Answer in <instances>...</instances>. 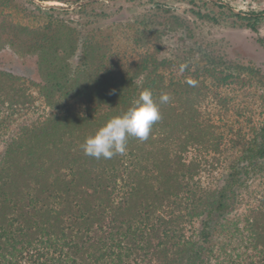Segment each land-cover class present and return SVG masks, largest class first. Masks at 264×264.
<instances>
[{
	"label": "trees",
	"instance_id": "trees-1",
	"mask_svg": "<svg viewBox=\"0 0 264 264\" xmlns=\"http://www.w3.org/2000/svg\"><path fill=\"white\" fill-rule=\"evenodd\" d=\"M38 1L77 6L0 0V53L30 70L0 62V264H264V68L233 64L199 32L258 34L264 12ZM140 3L141 15L100 25ZM145 89L170 97L149 139L86 156L85 139Z\"/></svg>",
	"mask_w": 264,
	"mask_h": 264
},
{
	"label": "rangeland",
	"instance_id": "rangeland-1",
	"mask_svg": "<svg viewBox=\"0 0 264 264\" xmlns=\"http://www.w3.org/2000/svg\"><path fill=\"white\" fill-rule=\"evenodd\" d=\"M34 4H37L43 9L55 8V9H74L77 5L67 6L58 2H40L38 0H30ZM97 2L99 0H85L78 3V5L87 4L89 2ZM223 3L228 4L232 7L235 12L250 11L264 12V0H219ZM167 3L178 11H182L185 7L182 4L176 3L174 0H155L154 3ZM143 4V3H140ZM145 4L140 6L126 5L122 11L114 14L110 18H104L101 22V26H109L114 23L125 22L131 20L142 13V8ZM202 37L206 40L211 48L217 53L222 52L225 56L230 59L233 64H244L250 65L255 68H264V47L259 43L260 39L264 40V24L259 30L258 34H254L250 31L231 28L228 25L221 27H210L208 25L201 26L199 30ZM198 32V35H199ZM175 33L169 32L164 37V43L170 47L174 52L178 51V40L175 41ZM0 62L4 64V68L11 69L15 68L14 73L27 77L30 75V70L27 68L29 63L23 59H17L9 56L6 53H0ZM25 63V64H24ZM21 64V66H20ZM24 65V66H23ZM225 96V95H223ZM236 100L244 104H248V100L241 95H237ZM217 106V105H216ZM221 106V105H219ZM232 255L224 259H218L212 261V264H230Z\"/></svg>",
	"mask_w": 264,
	"mask_h": 264
},
{
	"label": "clouds",
	"instance_id": "clouds-1",
	"mask_svg": "<svg viewBox=\"0 0 264 264\" xmlns=\"http://www.w3.org/2000/svg\"><path fill=\"white\" fill-rule=\"evenodd\" d=\"M169 101L168 94H161L157 103L152 91L145 89L123 114L111 118L85 139L83 153L97 160L124 155L129 138L142 142L149 139L153 125L162 119L159 104Z\"/></svg>",
	"mask_w": 264,
	"mask_h": 264
}]
</instances>
